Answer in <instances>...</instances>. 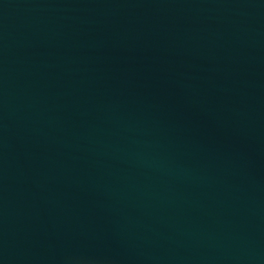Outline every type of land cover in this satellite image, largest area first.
<instances>
[{
	"label": "water",
	"instance_id": "1",
	"mask_svg": "<svg viewBox=\"0 0 264 264\" xmlns=\"http://www.w3.org/2000/svg\"><path fill=\"white\" fill-rule=\"evenodd\" d=\"M0 264H264V0H0Z\"/></svg>",
	"mask_w": 264,
	"mask_h": 264
}]
</instances>
